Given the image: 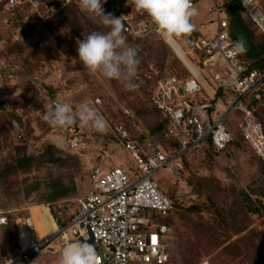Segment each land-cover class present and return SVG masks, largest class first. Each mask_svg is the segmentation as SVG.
I'll return each mask as SVG.
<instances>
[{
  "label": "rangeland",
  "instance_id": "374dc122",
  "mask_svg": "<svg viewBox=\"0 0 264 264\" xmlns=\"http://www.w3.org/2000/svg\"><path fill=\"white\" fill-rule=\"evenodd\" d=\"M193 1L195 14L191 18L195 22L215 17L208 10L211 0ZM256 1L264 12V0ZM92 23L99 31L107 30L99 19ZM57 26L63 34L64 47L53 36ZM84 36V30L77 32V25L66 24L58 16L42 24L34 45L2 53L12 59L20 74L10 95L0 99V170L14 164L16 149L21 145L26 155L36 161L28 171L0 179V213H6L10 222L8 229H0V264L18 262V250L29 235L23 224L27 214L33 213L42 231L50 228L47 213L41 216L43 208H38L50 206L42 198L49 182L55 179L74 183L76 192L69 196L74 197L87 191L89 172L94 166L133 164L116 135V126L126 127L132 137H150L168 144L165 134L167 139L160 131H153L163 119L162 114L149 103L145 88L134 77L132 81L138 86L125 89L122 81L105 78L79 60L77 41ZM151 39L154 40L137 46L141 50L137 72L148 65V69L154 66L165 74L179 70L185 76L186 67L192 73L196 71L181 43L164 39L166 46L157 37ZM137 76L142 78L143 74L136 73ZM211 84H207L204 96L212 92ZM97 97L101 102L92 103ZM54 101L69 103L74 110L89 101L103 116L104 130L97 131L78 121L67 126L53 125L43 114ZM124 104L132 116L122 111ZM16 110L22 117H17ZM259 112L264 125V98ZM226 124L234 138L226 150L212 151V156L206 150L200 155L185 156L179 178L166 170L156 175L161 191L175 204L172 214L163 220L172 228L166 238L170 254L166 264H264V161L243 138L239 111L230 114ZM13 133L21 134L23 140H17ZM48 147L56 149L57 157L66 162H40ZM17 226L19 235L14 237L12 231ZM52 248L58 251H44L33 262L17 264H59L62 245L55 240Z\"/></svg>",
  "mask_w": 264,
  "mask_h": 264
},
{
  "label": "built area",
  "instance_id": "2783aa9c",
  "mask_svg": "<svg viewBox=\"0 0 264 264\" xmlns=\"http://www.w3.org/2000/svg\"><path fill=\"white\" fill-rule=\"evenodd\" d=\"M72 1L0 0L1 101L10 95L20 74L2 55L7 44H34L46 19ZM239 2L264 35V12L258 2ZM111 7L123 17V29L129 35L179 42L196 68L193 73L187 69L185 76L165 74L154 66L143 73L151 82L153 104L168 119L164 134L177 146H165L150 137L136 141L126 127L116 126V135L133 164L96 165L89 172L86 192L57 201L53 213L49 205L39 206L46 210L39 211L40 215L47 213L57 228L55 232L41 236L35 216L29 213L23 217L29 235L26 246L18 250L16 264L33 262L44 251L57 252L52 248L55 240L63 248L85 238L95 245L97 264H166L170 259L166 238L172 228L163 220L172 214L174 206L161 191L157 173L166 170L179 178L185 156L200 155L209 145L213 152H223L233 141L226 120L235 111L241 113L243 138L264 161V126L256 114L257 104L264 97V68L252 67L240 56L238 44L230 37L224 0H211L208 10L214 18L201 23L190 18L193 29L172 37L163 36L146 13L135 9L133 0H105L102 4L104 13ZM210 82L212 92L204 96ZM94 100L92 103L101 102L100 97ZM121 106L123 112L133 115L125 104ZM13 136L23 140L19 133ZM9 223L8 215L1 212L0 228L8 229Z\"/></svg>",
  "mask_w": 264,
  "mask_h": 264
},
{
  "label": "clouds",
  "instance_id": "9594fccd",
  "mask_svg": "<svg viewBox=\"0 0 264 264\" xmlns=\"http://www.w3.org/2000/svg\"><path fill=\"white\" fill-rule=\"evenodd\" d=\"M105 0H79V6L89 14L97 16L107 30L92 31L77 41L79 60L91 71L103 77L123 82L125 89L138 85L132 81L139 60L135 47L126 43L122 32L121 16L104 13ZM138 11L146 13L165 37L179 36L193 29L190 18L195 14L191 0H133ZM237 45V49H240ZM44 119L53 125L67 126L74 122L102 132L105 128L103 116L89 101L82 102L75 110L69 103L53 102L44 114ZM59 264H97L94 243L85 238L70 242L62 248Z\"/></svg>",
  "mask_w": 264,
  "mask_h": 264
},
{
  "label": "trees",
  "instance_id": "16d2710c",
  "mask_svg": "<svg viewBox=\"0 0 264 264\" xmlns=\"http://www.w3.org/2000/svg\"><path fill=\"white\" fill-rule=\"evenodd\" d=\"M226 6L228 7V29L230 33V37L233 39V41L237 44H239L240 47V56L250 63L252 67H258V68H264V35L258 30L255 23L251 20L250 16L247 14V12L244 11L242 5L240 4L239 0H224ZM58 6V4H55ZM67 11L70 12L68 15H63V13ZM112 13L114 16L120 17L119 11L111 7L107 13ZM60 16V18L65 20L66 24H69L71 26L77 25V32H80L82 30L85 31V35L89 34L92 31H99L98 28H96V25L92 23L95 19H99L98 17H93L91 14L87 13L86 11L82 10L77 4L75 0H73L70 4H67L63 6L61 9H59L56 13L49 16L46 21L45 25L48 24L52 19ZM122 23L124 25V19L121 16ZM123 34L126 37V42L130 44V46H133L137 50V58L141 55V50L137 48L138 45H144L147 41H151L154 39V37H157L160 42L164 43L166 46L168 45L162 38L159 36H151L148 38H136L131 35H129L124 29H122ZM53 36L58 41V44L60 47H64V44L61 39L63 34L61 30L58 28V26L53 31ZM73 42V39H72ZM34 45V44H32ZM32 45H28L24 42H16L7 44V47L4 49V52L6 53L9 49L12 48H23V47H29ZM4 56V55H3ZM9 56V55H8ZM175 56L179 58L176 54ZM6 57V56H5ZM7 58V57H6ZM11 63H13L11 58H7ZM180 59V58H179ZM181 60V59H180ZM149 66V65H148ZM148 66L145 68H142L138 72H135L134 75V81L145 88V92L147 93V98L149 100V103L158 111L161 113L159 109L153 104L151 98H150V87L151 82L148 81L146 78H138L136 77V73L143 74L146 70H148ZM160 68H163V66L159 65ZM186 73H188L187 68H185ZM171 73V72H169ZM173 74L181 75L182 73L178 70L176 72H172ZM185 74V73H184ZM264 98V97H263ZM263 100V99H262ZM262 104V101L257 104L256 107V114L259 117V109ZM18 118L22 117V115L18 114L17 110L14 111ZM162 114V113H161ZM163 119L160 123H158L153 131L154 132H161V135L164 137L165 129L168 124V119L162 114ZM261 120V119H260ZM262 121V120H261ZM264 126V125H263ZM166 138V137H164ZM136 141H142L144 138H135ZM167 139V138H166ZM168 144L165 146H177V142L171 141L170 138L167 139ZM234 140V138H233ZM229 145V144H228ZM228 147V146H227ZM227 149V148H226ZM225 149V150H226ZM212 149L209 146L206 148V154L211 155ZM212 156V155H211ZM69 160V159H68ZM35 159L29 155H26V148L24 145H21L17 147L16 149V157L14 164L3 168L0 170V179H6L8 176H10L13 173H17L19 171L26 172L29 169L32 168L33 164L35 163ZM40 162L43 163H51V164H63L66 161L62 160L60 157H57V150L53 147H48L44 154L42 155L41 159H39ZM186 163V162H185ZM34 189H37L35 187ZM76 192V187L74 183L67 182L65 180H53L49 182L46 185V191L43 195V199L45 203L50 204V212L53 213V205L57 201L67 198L70 195L74 194ZM175 204L173 203V206ZM33 214V213H32ZM13 236L17 237L19 234L18 226L13 229Z\"/></svg>",
  "mask_w": 264,
  "mask_h": 264
},
{
  "label": "bare ground",
  "instance_id": "6f19581e",
  "mask_svg": "<svg viewBox=\"0 0 264 264\" xmlns=\"http://www.w3.org/2000/svg\"><path fill=\"white\" fill-rule=\"evenodd\" d=\"M48 217V216H47ZM48 222H50L51 224H50V231L51 232H55L56 230H57V228L55 227V225L51 222V220L48 218ZM41 229L39 228V226L37 225V231L39 232ZM46 230V229H45ZM49 231V232H50ZM26 246V243H25V245L23 246V247H25Z\"/></svg>",
  "mask_w": 264,
  "mask_h": 264
},
{
  "label": "crops",
  "instance_id": "0c3cea01",
  "mask_svg": "<svg viewBox=\"0 0 264 264\" xmlns=\"http://www.w3.org/2000/svg\"><path fill=\"white\" fill-rule=\"evenodd\" d=\"M49 224H51V223L49 222ZM0 229H4V228H0ZM49 231H50V229H46L45 231L40 230L39 232L42 234L43 232H45V233H49ZM21 232H23V229H22ZM50 232H51V231H50Z\"/></svg>",
  "mask_w": 264,
  "mask_h": 264
},
{
  "label": "water",
  "instance_id": "95a60500",
  "mask_svg": "<svg viewBox=\"0 0 264 264\" xmlns=\"http://www.w3.org/2000/svg\"><path fill=\"white\" fill-rule=\"evenodd\" d=\"M55 102H57V101H55ZM13 264H16V263H13Z\"/></svg>",
  "mask_w": 264,
  "mask_h": 264
}]
</instances>
